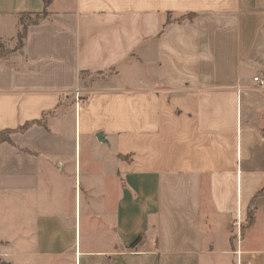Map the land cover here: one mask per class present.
Listing matches in <instances>:
<instances>
[{
  "label": "crops",
  "instance_id": "obj_1",
  "mask_svg": "<svg viewBox=\"0 0 264 264\" xmlns=\"http://www.w3.org/2000/svg\"><path fill=\"white\" fill-rule=\"evenodd\" d=\"M44 8L0 0V264H264V0H54L20 42Z\"/></svg>",
  "mask_w": 264,
  "mask_h": 264
},
{
  "label": "trees",
  "instance_id": "obj_2",
  "mask_svg": "<svg viewBox=\"0 0 264 264\" xmlns=\"http://www.w3.org/2000/svg\"><path fill=\"white\" fill-rule=\"evenodd\" d=\"M43 1H44V4H45V8H44V10L42 12H38V13H34V14L24 13V14H22L20 16V24L22 26V30L19 33L20 42L22 41V38H23V36L25 34V30H26V27H27L28 24L36 23V22L40 21L42 18L46 17L49 14V6L52 4V2L54 0H43ZM188 15L193 16V14H188ZM7 52L8 51L5 48V44H4L3 40L0 38V54L4 55ZM37 122H39V121H37ZM11 132H13V131L8 130V131H4V132L0 133V145H1V142L3 141L2 140L3 136L5 134L11 133ZM262 192H264V186L259 190V193H262ZM252 216H253V212L250 210L249 215H248V219H247L248 222L251 221ZM135 243H137V241Z\"/></svg>",
  "mask_w": 264,
  "mask_h": 264
},
{
  "label": "rangeland",
  "instance_id": "obj_3",
  "mask_svg": "<svg viewBox=\"0 0 264 264\" xmlns=\"http://www.w3.org/2000/svg\"><path fill=\"white\" fill-rule=\"evenodd\" d=\"M135 77L136 78H138V77H141V74L140 73H138V74H136L135 75ZM87 79L89 80V79H91L88 75H87ZM44 123V119H42V120H40L39 122H35V123H33V124H36V125H40V126H42V124ZM67 125V124H66ZM66 125H64L63 127L66 129ZM68 129H70L69 131H67V133H66V138H67V141H70V144H71V141H73V145H74V142H75V137H74V126L72 125H70V123H69V125L67 126V130ZM13 132H11V133H8V134H5L4 136H3V141L1 142V144H3V143H6L7 145H9L10 147H14V146H16V147H19V144H17L15 141H14V137H13ZM83 143H84V140H83ZM83 155H85V152L83 151ZM73 187H75V184H73ZM84 199V198H83ZM68 211H70V215H72V218H74V215H75V213H74V211H75V194L73 193L72 194V196H71V198H70V200H69V202H68ZM73 223H74V220H73Z\"/></svg>",
  "mask_w": 264,
  "mask_h": 264
},
{
  "label": "water",
  "instance_id": "obj_4",
  "mask_svg": "<svg viewBox=\"0 0 264 264\" xmlns=\"http://www.w3.org/2000/svg\"><path fill=\"white\" fill-rule=\"evenodd\" d=\"M97 137L100 141H106V139L103 137V132H99L97 134ZM4 264H10L9 262L3 261Z\"/></svg>",
  "mask_w": 264,
  "mask_h": 264
},
{
  "label": "built area",
  "instance_id": "obj_5",
  "mask_svg": "<svg viewBox=\"0 0 264 264\" xmlns=\"http://www.w3.org/2000/svg\"><path fill=\"white\" fill-rule=\"evenodd\" d=\"M255 81H260L259 77H255ZM262 84H264V81H261ZM79 94V92H77Z\"/></svg>",
  "mask_w": 264,
  "mask_h": 264
}]
</instances>
